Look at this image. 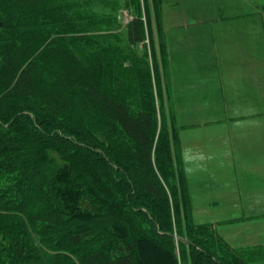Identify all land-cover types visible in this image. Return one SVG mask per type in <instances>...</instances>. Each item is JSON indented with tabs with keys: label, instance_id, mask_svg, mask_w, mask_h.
Returning <instances> with one entry per match:
<instances>
[{
	"label": "trees",
	"instance_id": "1",
	"mask_svg": "<svg viewBox=\"0 0 264 264\" xmlns=\"http://www.w3.org/2000/svg\"><path fill=\"white\" fill-rule=\"evenodd\" d=\"M129 2L138 12L142 6L144 19L138 14L127 23L126 42L135 46L147 36L149 53L129 55L94 33L73 41L56 32L50 42L57 45L47 44L60 12L42 4L39 32L35 0H14L10 10L30 23L18 32L23 47L1 52L0 206L60 255L55 264H186L174 252L176 237L196 264H250L233 252L229 260L222 256L213 249L210 225L193 221L180 156H173L179 138L169 104L162 1L152 0L158 50L147 0ZM18 21L0 1V29ZM47 150L62 162H47ZM48 165H54L50 175ZM181 212L188 230L210 236L202 239L207 244L173 228ZM1 232L0 240L3 234L9 241ZM22 243L31 253L29 241ZM12 247L18 263L28 258L25 246Z\"/></svg>",
	"mask_w": 264,
	"mask_h": 264
},
{
	"label": "rangeland",
	"instance_id": "2",
	"mask_svg": "<svg viewBox=\"0 0 264 264\" xmlns=\"http://www.w3.org/2000/svg\"><path fill=\"white\" fill-rule=\"evenodd\" d=\"M1 5L3 6L4 13L11 15L12 17H17L19 21L16 23V26L12 28L0 29V66H1V52L3 49H7L8 46L16 45L23 47L19 38V30L24 29L27 26L28 19L19 17L18 13L12 9L14 0H0ZM130 0H35L33 9L34 16L33 20L36 24V27H40L41 20L39 15L41 14L42 4L45 6H50L51 8H56L60 12L61 16L58 20H54L50 23L53 29L51 33L53 35L48 39L47 44H52L56 46L58 41L54 42L51 39L54 38V33H58L62 38L68 37L73 41H77L79 37L86 33H94L95 35L109 36L106 39H110L114 48L123 49L125 51L129 50V55L136 54V49L141 53H149V41L146 36L143 43L130 46L126 42V16L127 19L134 18L138 14L143 17V8L139 12L135 10L134 6H131ZM142 1V0H141ZM217 0H162L160 7V27L161 33L166 45L167 59H168V74L170 76L171 84V97L170 105L172 107V114L174 122L178 127V137H179V152L177 147H174L173 156L178 159L180 158V167L186 173L187 178L190 180V188L192 191H189L190 200H191V214L193 221L196 225L200 223L210 225L212 232L209 233L211 239L215 241L213 249L217 250L222 256H225L226 259H230V252L238 254L241 258L249 262L250 264H260L261 262L254 260V239L252 236L243 237L240 241L243 246L241 248L231 247L232 241H226L221 239L220 236H237L238 240L242 237L243 233L239 231V227L232 225L233 221L241 217L253 216L255 211L253 209V204L250 200L254 199V192L251 197L246 195L244 191H214L216 188V180L219 181L218 188L223 187L222 179L225 180L228 178V170L233 174V177L236 178L238 167H247V164H240L238 161L241 158L242 152H245V156L251 159V164H256L259 160L264 157V138L261 140L254 138L252 142H249L248 139L242 140L238 137L240 133V128L243 122L242 115L235 117L236 115H231L230 120L225 122L226 129L229 127L231 131V137L229 138L226 146L224 148L223 162L216 164V160H209L208 163H204L202 158L200 161H197V158H192L194 154V136L190 134L196 128L194 116L189 114H184L180 117L175 118V107H174V98H175V80L179 82H187L188 84L191 79L195 78L194 71L198 69L189 68V62L195 60H215L217 58L214 43L218 44L216 40L208 33L207 27L209 26L208 18L210 12L209 8ZM221 1V0H219ZM228 4L234 2L235 0H223ZM148 7L151 16H153V6L152 0H147ZM47 6V7H48ZM55 9V10H56ZM258 10L257 13L259 19L261 20L260 28V43L256 49V52L252 56L245 55V53L239 52V48L235 49V52L231 53L227 58L229 61H238L239 59H260L264 62V0H260V6H256ZM234 10H225L220 14H229ZM237 12H240L237 11ZM234 21V19H232ZM128 21V22H129ZM152 21V30L154 35V43L156 50H158V37L155 33L156 23L155 18L151 17ZM30 23V22H29ZM56 26V28H54ZM37 28V31L40 32V28ZM83 32V33H82ZM257 31L256 33H258ZM39 37H42V34L37 32ZM77 39V40H75ZM69 40V41H72ZM68 43V42H67ZM40 44V43H37ZM222 55L219 59H222ZM224 59L226 57L224 56ZM41 61V60H40ZM231 78H237L239 74L235 69H231L230 73L226 74ZM46 79V77H43ZM260 78L264 82V68H260ZM237 85H233L229 90V103L234 105L239 102V96L237 93ZM181 93L184 94L183 88L181 87ZM262 108L264 109V90L260 92ZM25 100H27L25 98ZM231 114H237L233 113ZM242 114V113H238ZM233 118H238L234 120ZM189 122H192L190 125ZM253 123H259V120L256 119ZM264 123V117H263ZM258 125V124H257ZM225 129V130H226ZM252 137H255L258 134V131L251 128ZM198 138H202V132L200 129L197 130ZM246 143V148H242L241 144ZM199 150L200 149L199 147ZM50 150L45 151V160L50 162L48 159H54L56 162H62L60 156L54 152H49ZM49 153V154H48ZM53 153L55 154L54 156ZM179 154V155H178ZM245 163V162H242ZM56 164V163H54ZM53 166L48 165V175L53 172ZM210 169L213 173L208 172ZM218 169V170H217ZM217 170V171H216ZM47 177L45 176L43 181H46ZM189 188V187H188ZM251 205V206H249ZM186 216L188 220L190 219L188 211ZM184 212H181L179 215L180 219L176 222V226L173 227L177 229L178 233H181L185 238L191 239H207L210 236L204 234H197L191 229L188 230L189 226L187 225V220L182 218ZM199 223V224H198ZM201 225V224H200ZM247 224V230L249 229ZM31 226L23 220L22 217L8 214L4 206H0V233L1 230L4 232L7 231V235L10 236L9 241L1 235L5 242L0 240V264H55L60 255H55L54 252L50 251L47 246L41 245L39 237L35 233L30 232ZM193 233V235H191ZM185 238H183L185 240ZM230 238V237H229ZM28 240L31 244L32 254L29 252L28 247L24 242ZM204 242V241H203ZM16 243L19 245L25 246L21 250L23 256L28 258L18 263L16 257H13L9 251V246H14ZM187 243V242H186ZM206 243V242H204ZM207 244V243H206ZM183 245V246H182ZM226 245V246H225ZM231 245V246H230ZM227 246L230 248H227ZM20 247V248H21ZM13 248V247H12ZM19 248V249H20ZM174 252L178 258L184 256L186 264H196V259L193 257L192 250L182 243L179 240V237H176L175 242L173 243ZM14 250V249H13ZM233 250V251H232ZM31 257H35L33 260ZM195 259V260H194ZM196 262V263H195ZM150 263V261H149ZM153 264V261H151Z\"/></svg>",
	"mask_w": 264,
	"mask_h": 264
},
{
	"label": "crops",
	"instance_id": "3",
	"mask_svg": "<svg viewBox=\"0 0 264 264\" xmlns=\"http://www.w3.org/2000/svg\"><path fill=\"white\" fill-rule=\"evenodd\" d=\"M256 6L259 8L260 0H235L230 4L223 0H217L208 10L210 14L207 27L208 33L218 42V44L214 43L217 58L215 60L190 61L188 67L198 69L194 71L195 78L190 80V82L194 80L192 83L175 80L176 92L173 101L176 110L175 118L176 112L178 117L184 114L198 117L195 118L196 128L190 132L194 136L196 150L192 158H197L198 162L200 158L206 164L212 159L216 160V164L223 162L224 148L232 134L229 127L226 129L225 122L230 120L231 115L243 116L241 120L243 124L238 134L240 139H248L249 142H252L254 138L259 140L264 138V109L260 95V92L264 90V82L260 78V68H264V62L251 58L231 62L227 58L235 52L234 48H239L238 53L243 52L248 56L254 55L258 49L261 20L258 17L260 13H257ZM225 10L234 11L225 15L220 14ZM239 10L240 12H237ZM257 31L259 32L256 33ZM221 55L223 58L219 59ZM232 68L239 74L237 78L226 75ZM233 85L238 87L237 93L240 101L231 107L228 95L230 87ZM181 87L184 94L181 93ZM169 89L171 96V84ZM231 111L237 114H231ZM256 119L259 120L258 125L253 123ZM251 128L258 131L255 137H252ZM198 129L202 132V138H198V135H201L197 133ZM199 147L202 150H199ZM241 147L246 148V143L241 144ZM238 163L248 166L238 167L236 178L228 170V178L222 179L225 184L219 189V181L216 180L217 185L214 191H244L250 197L253 195L250 192L253 191L255 198L250 201L255 213L253 216L241 217L232 222V225H236L238 222L239 231L241 230L243 233L239 240L236 235L228 237L220 236L218 233L217 235L223 240H231L233 246H230L235 248L243 246L238 242L243 237L252 236L254 239V260L264 264V157L253 165L251 159L245 156V152H242ZM208 172L213 173L210 169ZM184 174L187 188L189 187L188 192L192 191L190 180L186 173ZM247 224H250L248 230Z\"/></svg>",
	"mask_w": 264,
	"mask_h": 264
}]
</instances>
